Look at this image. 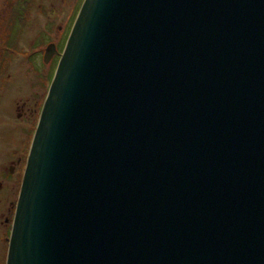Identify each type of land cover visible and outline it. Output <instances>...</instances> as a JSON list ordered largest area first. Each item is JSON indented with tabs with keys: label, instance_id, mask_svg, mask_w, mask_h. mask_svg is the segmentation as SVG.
Instances as JSON below:
<instances>
[{
	"label": "water",
	"instance_id": "obj_1",
	"mask_svg": "<svg viewBox=\"0 0 264 264\" xmlns=\"http://www.w3.org/2000/svg\"><path fill=\"white\" fill-rule=\"evenodd\" d=\"M6 264H264V0H85Z\"/></svg>",
	"mask_w": 264,
	"mask_h": 264
},
{
	"label": "flooded vegetation",
	"instance_id": "obj_2",
	"mask_svg": "<svg viewBox=\"0 0 264 264\" xmlns=\"http://www.w3.org/2000/svg\"><path fill=\"white\" fill-rule=\"evenodd\" d=\"M68 5L0 0V264L7 262L39 117L76 18Z\"/></svg>",
	"mask_w": 264,
	"mask_h": 264
},
{
	"label": "rangeland",
	"instance_id": "obj_3",
	"mask_svg": "<svg viewBox=\"0 0 264 264\" xmlns=\"http://www.w3.org/2000/svg\"><path fill=\"white\" fill-rule=\"evenodd\" d=\"M84 1L85 0H68V3H69L68 9H73L75 11V14H74V17L76 16L75 21L77 19L78 14H79L80 8H82L81 6L83 5ZM75 21H74V23H75Z\"/></svg>",
	"mask_w": 264,
	"mask_h": 264
}]
</instances>
